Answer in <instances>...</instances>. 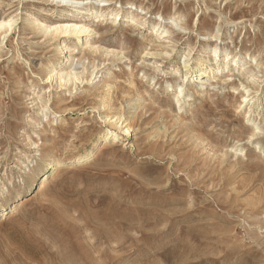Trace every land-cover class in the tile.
Segmentation results:
<instances>
[{
	"label": "rangeland",
	"instance_id": "374dc122",
	"mask_svg": "<svg viewBox=\"0 0 264 264\" xmlns=\"http://www.w3.org/2000/svg\"><path fill=\"white\" fill-rule=\"evenodd\" d=\"M79 1L95 11L103 2ZM110 3L120 21L87 16L90 35L52 39L32 29L34 18L57 24L76 4L0 0V22L16 20L0 30V210L27 190L0 217V264H264V0ZM75 42L69 65L85 70L84 82L46 79L61 45ZM205 42L220 45L216 58ZM228 52L243 61L174 97L199 60ZM93 68L106 70L101 81L86 79ZM106 128L117 138L74 163ZM52 156L54 175L32 189Z\"/></svg>",
	"mask_w": 264,
	"mask_h": 264
},
{
	"label": "bare ground",
	"instance_id": "6f19581e",
	"mask_svg": "<svg viewBox=\"0 0 264 264\" xmlns=\"http://www.w3.org/2000/svg\"><path fill=\"white\" fill-rule=\"evenodd\" d=\"M61 1H72L74 4H76V9L70 15V16H73L72 19L64 17L57 24H47V23L41 22L38 17H35L33 22H32V25H31L32 29L37 30L38 33H44L45 35L48 34V36L51 37L52 39H57V38H61V37H64V36L75 37V38L80 39L81 36H85V35L88 36L93 31H95V29L92 27L91 21H88L87 19H85L87 16L89 17V16H93L94 15V17L92 18V22L93 21L94 22L95 21H99L100 22L102 20L104 21L106 16H108V15H112L113 18H114V21H117L118 19L120 21L122 19V16H123V13H122L121 9H118V8L117 9H110L109 5L111 4L110 2L112 0H103L102 3L100 2L99 7H98L99 9L96 10V11H95V8H96L95 6H93V5L91 6L90 4H87V3L84 4L83 1L82 2L79 1V0H61ZM127 5H128V7L130 9L127 8L126 11L127 10H131L133 8V4L131 5V3H129ZM44 13H45V11H44ZM129 13H131V12L129 11ZM139 17H141V15L140 16H136V15H132L131 16L130 15L129 21H133L134 23H136L137 20L139 19ZM161 17L162 16H159V18L157 17V20H156L157 22L155 23V28H157V31H160V29L162 28V26L164 25V22H165L164 21L165 17L163 19H161ZM15 22H16V20H14V19H11V20L3 19L0 22V30L2 28H6L7 30L5 32H7L8 30L13 28ZM182 28L186 29V27H184V26ZM168 30L169 29H163L161 31V35L160 36H162L163 33H167ZM3 33L4 32H1L0 36ZM217 42L215 43L214 46H211L210 44H212V43H209V42L203 43V50L205 51V50L209 49V51L212 54H214L213 56H215V58H216V56L220 52L219 48H221L220 45ZM70 45H72V44H70ZM70 45H68V44L61 45L60 50L63 51V55H64L61 60H58L57 62H55L56 59H55V61H49V63L47 64V67L49 68V72H48V76H47L46 79H48V80L49 79H51V80L53 79L54 80L56 78V80L59 82V86H64V85H67V84H71V88H76V85H77L78 81L81 82V83L84 82L85 77L83 75H84V71L85 70L79 71L77 68L74 67V64L69 65L70 59L75 56V51L79 47V44L77 42H75V44L73 43L74 46H70ZM95 47H96V45H95ZM95 47H90L89 48L90 51L91 52H95L97 50V48H95ZM69 52H70V55L68 54ZM231 55L232 54H230L228 52L226 55H224V59L222 60V62L217 61L216 63H214L215 61L214 62L211 61V59H207L205 61H203V59L199 60L197 62V64H196L197 65L196 68H194L192 71H188V74L186 73V74H184V76L180 75L181 78H180L179 81H177V86L179 88L176 91V95H174V97L176 96L179 99L180 96L183 95V93H184V88L183 87H184L186 81L187 82H192V83L194 82L195 83L194 87H196L197 90H198L201 86H203L204 78L209 77L211 75V71L213 72V71H215V69L216 70H221V71H223V70L225 71L226 69H229V71H231L232 70L231 67L235 66L234 64H236L240 59L244 58V55H242V54L241 55H236V56H231ZM124 57L125 56H122L121 59H123ZM75 61H76V58H75ZM242 61H243V59H242ZM183 64H184L185 68L188 67V63H187L186 60L183 61ZM258 66H260V65H258ZM236 67H237V65H236ZM233 69H235V68H233ZM106 73H107L106 70H102V71L98 70V71H96V68H93L91 70V72H90V78L86 77V79L87 80L90 79V80L94 81V79L98 78L99 80H96L98 82V81H101L100 79L102 77H104V74H106ZM218 74H220V73H218ZM222 77L223 76H221V78ZM227 78H230V77H228V75H227ZM130 83H131V81H130ZM170 83H166V84H168L166 86L172 87L173 85H172V83L171 84ZM111 88H112V84L110 82L107 83L106 84V88L104 90V91H106V94L102 97V99L107 98V96L111 93ZM185 92H186V90H185ZM172 93H174V91ZM255 93L257 95H260L259 94L260 91L258 89L255 90ZM186 94L187 93H185V95ZM250 94H251V91L248 90L246 95H242L243 100L239 104L240 108L243 105V103L248 99ZM111 101H113V99ZM185 101L186 100H184L183 102H185ZM107 102H110L109 98H108L107 101L105 99L102 100V106L103 105L105 106V104ZM109 106H111V105L109 104ZM181 108H182V106H181ZM110 114H111V112L106 113V115L104 116L105 119H109V121H110V120H112L114 118V120L117 122L115 124H119V123H122V125L124 124L125 121H123V116L122 115L118 116V115L113 114L112 116H110ZM246 115H247L246 117L248 118L249 117L248 113ZM56 118H58V117L56 116V113H55V115L53 116V119H56ZM122 129H123L122 131H123L124 134H130L131 133V129H132V122L127 123L124 126V128H122ZM253 135H255V134H253ZM112 138H114V139L117 138V135H115L114 131H112V129H110V128L104 129L102 132H100V134L98 135L96 140L93 142L92 146L90 148L86 149V151L84 153H82V154L80 153L81 155H79L77 158H75L74 163H81V162L87 161V159H89L92 155H94L96 153V151L100 147H102V145L105 142H107L108 140H110ZM32 144L35 146L36 142L34 141ZM258 146H261V144L258 143ZM59 163H60V160L57 157H55V156H52L50 159H48L47 162L43 165V168L40 171L41 174L39 173V174H37L35 176L36 179L34 180V182H36V184L33 185L34 182H32L30 187L33 186L32 189H34L36 186L40 187V186L45 185L46 182H47V179L49 178V175H51V174H53V172H55V170L59 166ZM81 165H82V163H81ZM25 192H27V190H24V191H21V192L20 191L17 192L16 199L14 201L15 205H17V204H19L21 202L22 196L24 195ZM14 204H12L11 206H9L7 208L1 209L0 210V217L10 216L12 214V212H13V208H14L13 205Z\"/></svg>",
	"mask_w": 264,
	"mask_h": 264
}]
</instances>
